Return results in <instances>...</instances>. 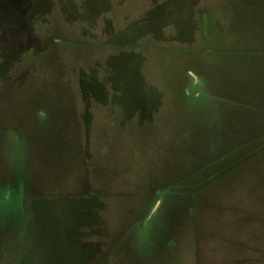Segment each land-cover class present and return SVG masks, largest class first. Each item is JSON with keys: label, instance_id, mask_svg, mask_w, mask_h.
<instances>
[{"label": "rangeland", "instance_id": "1", "mask_svg": "<svg viewBox=\"0 0 264 264\" xmlns=\"http://www.w3.org/2000/svg\"><path fill=\"white\" fill-rule=\"evenodd\" d=\"M259 6L0 0V264H264Z\"/></svg>", "mask_w": 264, "mask_h": 264}, {"label": "crops", "instance_id": "2", "mask_svg": "<svg viewBox=\"0 0 264 264\" xmlns=\"http://www.w3.org/2000/svg\"><path fill=\"white\" fill-rule=\"evenodd\" d=\"M255 11H257V15H258V13L260 15H262V13L264 12V6L257 7V10H255ZM260 19H261V22L257 23V29L261 30V31H257V36L259 35L261 38H264V23H263L264 19H262V18H260ZM257 40H259V39H257ZM254 48H257V46H255ZM255 51H257V49H255Z\"/></svg>", "mask_w": 264, "mask_h": 264}]
</instances>
